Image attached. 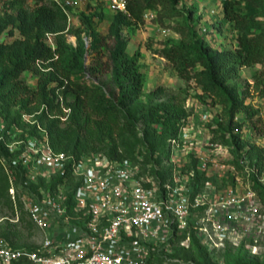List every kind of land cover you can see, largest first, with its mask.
<instances>
[{
	"label": "trees",
	"instance_id": "16d2710c",
	"mask_svg": "<svg viewBox=\"0 0 264 264\" xmlns=\"http://www.w3.org/2000/svg\"><path fill=\"white\" fill-rule=\"evenodd\" d=\"M26 1L14 0V7ZM127 1L125 14L111 12L104 4L89 3L71 10L69 17L52 0H33L35 6L29 12L19 8L17 29L20 37L11 44L0 42V116L9 124L2 134L9 137L8 132L15 129L24 131L23 137H40L37 125L23 122L21 111L26 110L35 115L41 127L47 130L55 152L79 158L101 150L110 161L124 162L137 159L140 141L136 131L141 123L145 131L143 150L147 159L165 158L167 161L171 156L169 141L179 133L181 121L189 117L187 98L183 90L158 86L142 102L146 85V75L140 63L142 54L139 51L130 54L122 36L124 27L144 25L146 14L153 12L161 26L171 28L180 36L178 41L163 44L158 52L177 75L186 82L194 80L204 94L228 107L231 119L241 110L246 112L247 120L236 128V132L224 134L215 130L212 142L231 148L233 164L238 169L243 155L253 164H261L263 150L252 142L253 138L241 132L248 125L257 133V112L244 104L237 89L229 83L240 77L243 68L258 67L252 79L255 89L264 98V0L222 1L223 17L237 35L236 50L227 52L215 51L204 41L191 23L192 12L180 8L181 0ZM107 13H111L110 25L106 31H99L95 22L103 20ZM74 17L78 20L77 25L72 24ZM176 19L178 22L172 24ZM5 29L0 28V33ZM11 35H14L13 31ZM69 37L76 38V44L70 42ZM27 72L38 77L35 89H31L23 78ZM110 76L115 87L112 93L104 81ZM88 79L94 81L88 83ZM63 107L70 109L69 115L65 114ZM14 108L18 110L14 111ZM64 116H68L69 122L62 127L61 117ZM255 154L258 155L256 158L253 157ZM0 156H12L1 141ZM9 164L15 173L12 172L17 189L34 196V189L44 179L27 185L20 168ZM167 168L157 172L155 166L150 171L162 177ZM192 169L195 170L194 166ZM1 170L0 166V176ZM4 180V177L0 179V198L6 196L10 186L5 182L7 179ZM57 181L47 183L45 190L52 189ZM207 181L205 175L195 173V184L203 186ZM254 189L264 205V187L256 183ZM5 205L12 207L8 198ZM11 235L6 231L2 233L9 242ZM176 238H171L170 247ZM11 244L21 250L36 249ZM165 247L153 252L146 264H151L155 257L162 259L166 256ZM188 248L195 252L202 264L213 255L194 232ZM13 264L31 262L20 260ZM225 264H264V259L260 262L243 255L234 257L228 252Z\"/></svg>",
	"mask_w": 264,
	"mask_h": 264
},
{
	"label": "built area",
	"instance_id": "2783aa9c",
	"mask_svg": "<svg viewBox=\"0 0 264 264\" xmlns=\"http://www.w3.org/2000/svg\"><path fill=\"white\" fill-rule=\"evenodd\" d=\"M52 1L69 17L71 10L89 3L104 4L111 12L124 14L128 5L127 0ZM155 17L148 12L145 19ZM63 111L70 113L65 107ZM29 116L34 120L27 123L38 126L40 137H23L22 131L15 129L6 137L2 134L5 127L0 126V141L27 185L40 179L58 181L52 189L40 187L39 194L26 204L44 236L41 246L34 251L21 250L0 238V264L20 260L31 264H146L153 252L165 246L169 252L174 236H182L181 244L188 247L192 232L211 254L224 250L227 239L238 234L253 235L250 249L258 254V244L264 240V205L254 185L264 187V159L256 165L243 155L239 169L227 165L223 152L203 151L195 139L199 126L189 117L181 121L179 133L169 141L167 180L166 171L160 177L144 171L137 161L112 162L100 154L78 158L57 153L47 130L35 115ZM251 134L252 130L245 136L252 138ZM190 154L197 159L191 171L187 168ZM196 172L208 179L203 186L195 184ZM227 172L235 175V185H221ZM10 193L15 196L12 179Z\"/></svg>",
	"mask_w": 264,
	"mask_h": 264
},
{
	"label": "rangeland",
	"instance_id": "374dc122",
	"mask_svg": "<svg viewBox=\"0 0 264 264\" xmlns=\"http://www.w3.org/2000/svg\"><path fill=\"white\" fill-rule=\"evenodd\" d=\"M222 1L223 0H181L180 8L184 9L187 13L192 12L193 17L191 23L193 27L213 50L218 52L235 51L237 48V35L232 26L226 22L223 17ZM13 2L14 0H0V28L6 27V29L0 33V42L5 44H11L16 38L20 37V32L17 29V26L20 24V18L18 17L19 8L22 7L25 11L29 12L35 6L33 0L19 3L17 7H14ZM178 20L179 19L173 20L172 24L177 23ZM110 21L111 13L105 14L103 20H96V29L99 31H106L107 27L110 25ZM72 24H78L76 17L72 18ZM11 31L14 32V35H11ZM122 36L127 43V50L130 54H134L137 51L142 54L140 63L141 69L146 75V85L141 101L144 102L146 95L158 86H165L174 90H183L184 96L187 98L186 108L189 112V117L199 126L195 134L196 142L200 144L203 151L214 149L217 154L223 152L224 155L221 154L222 159L224 158V162L227 165L232 166L234 157L229 146L219 144L221 147H211V144H216L212 142V139L215 137L213 131L219 130L220 133L224 134H230L232 131L236 132V128L247 120L245 110H241L234 116V119H231L230 109L228 107L221 104L218 99L204 94L194 80L186 82L177 75L174 68L158 53L166 42H175L180 39V36L171 28L161 26L156 19H149L141 26L133 25L124 27ZM69 41L76 44V38L74 37H69ZM87 63H90V58H88ZM258 69V67L243 68L240 72V77L230 81L229 85L237 89L238 95L243 99L246 106H250L256 110V118H259L257 121L258 131L256 134L252 131V142H255L264 153V98L255 89L252 79L253 74ZM23 78L31 89L36 88L38 79L36 75L27 72L24 74ZM93 81L94 80L88 79V83ZM104 81L107 84L108 91L111 93L114 92L115 87L111 76L108 78L106 77ZM16 110H18V108H14V111ZM21 114L23 122L26 124H28L26 120H34L30 118L29 115L31 114L26 110L21 111ZM25 116H27V118H25ZM68 122L69 121H62L61 126L65 127ZM8 125L9 124L0 116V126L6 127ZM249 131L251 130L248 125L241 130L244 135L249 134ZM136 132L137 140L140 141L137 148L138 153L136 161L140 163L144 171L154 170L156 166L157 172H163L164 168L168 166L166 159L148 160L143 150L146 138L143 124L140 123L138 125ZM23 133L24 131H22V134ZM92 154L105 156L104 151L101 150H97ZM257 156L256 154L253 155L255 158ZM188 157L189 164L187 168L191 171V167L193 168L194 166L195 168L197 159L193 154H190ZM9 162L10 159L7 156H2L0 159V166L3 169L1 170L3 173L0 179L4 177L5 180L7 179L4 181L10 185L8 193L5 194L6 198H0V225L4 226V228L0 226V238L5 239L2 233L6 231L12 233L10 238L12 241H10L11 243L17 246L39 248L43 243L44 236L32 221L26 205L29 198L32 197V194L26 190L17 189L14 176L15 173L14 170L11 169ZM169 173L170 172L167 170V180L170 179ZM224 176L225 178L221 185L227 186L236 184L234 179L235 175L233 173L227 172ZM238 178L242 179L243 177L239 175ZM11 179L15 187V196L10 193ZM211 181L215 183L214 179H211ZM47 185V182L44 180L40 186L46 189L45 187ZM214 185L216 186V184ZM40 186L34 189V194H39ZM223 186L220 188L223 189ZM7 198L12 204L11 208L5 205V199ZM236 236L237 237H233L230 240L227 239L225 249L211 255L205 264H225V256L228 252L234 257L243 255L247 259L260 262L264 259V240L259 242V251L258 254H255L250 249L253 235L244 237L238 234ZM182 239V236H178L173 242L174 245L169 247L170 251L165 252L166 256H162V259L155 257L151 264H200L201 262L197 259L195 252L181 244Z\"/></svg>",
	"mask_w": 264,
	"mask_h": 264
}]
</instances>
